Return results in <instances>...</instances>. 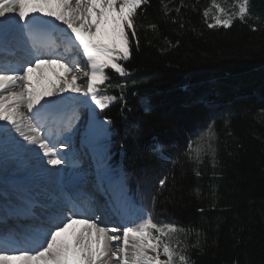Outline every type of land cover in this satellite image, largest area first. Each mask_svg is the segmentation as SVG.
I'll use <instances>...</instances> for the list:
<instances>
[{"label": "trees", "instance_id": "16d2710c", "mask_svg": "<svg viewBox=\"0 0 264 264\" xmlns=\"http://www.w3.org/2000/svg\"><path fill=\"white\" fill-rule=\"evenodd\" d=\"M163 3L167 15L162 0L138 10L139 48L132 40L121 62L130 76L106 70L113 87L101 94L118 99L96 111L110 121L105 164L121 171L140 213L191 229L189 244L201 234L193 264H264V0H250L246 21L228 29L207 27L213 0ZM213 121L219 163L206 157L197 177L188 144L193 157L207 148L198 137Z\"/></svg>", "mask_w": 264, "mask_h": 264}, {"label": "snow or ice", "instance_id": "6c2138e0", "mask_svg": "<svg viewBox=\"0 0 264 264\" xmlns=\"http://www.w3.org/2000/svg\"><path fill=\"white\" fill-rule=\"evenodd\" d=\"M149 2L0 0V41L15 28L30 44L28 58L17 68L0 67V122H3L0 135L7 138L15 132L28 144L38 146L47 157L48 165L65 163L50 138L52 129L45 133L44 121L67 102L64 93L88 97L86 103L100 110L117 101L115 95L101 94L113 87L106 85L109 79L106 70L111 69L120 77L130 76L121 62L131 58L132 40L139 48L136 17L138 10ZM249 2L236 0L234 7L237 10L227 12L213 0L217 14L207 27L228 29L236 19L245 22L250 15ZM181 6L185 5L181 2ZM162 8L167 15L169 8L163 0ZM175 11L179 13L180 7ZM209 13L210 9L203 11L206 22ZM149 27L156 29L155 24ZM180 27H184L183 23ZM53 32L59 34L64 52L57 50L61 45L45 43L41 39ZM169 46H172L171 42ZM69 51L77 58L69 59L65 55ZM83 77L87 78L86 87L78 83ZM116 87L123 89L124 85ZM52 96L59 99H46ZM228 123L226 119L225 126ZM214 125L215 121L198 137H207V148H196L195 157L192 142L188 144V158L194 161L193 171L197 177L202 175L198 166L204 164L206 157L213 169L219 163ZM166 180L167 177L159 181L161 187L165 186ZM196 192L199 195V189ZM92 211L93 214L88 215L71 197L52 205L24 233H6L0 237V264H193L189 250H203L200 233L196 234L197 242L189 244L187 236L191 229L175 223H156L150 212L122 226L107 227L102 226L101 216Z\"/></svg>", "mask_w": 264, "mask_h": 264}, {"label": "bare ground", "instance_id": "6f19581e", "mask_svg": "<svg viewBox=\"0 0 264 264\" xmlns=\"http://www.w3.org/2000/svg\"><path fill=\"white\" fill-rule=\"evenodd\" d=\"M41 37H50L55 44L61 45L57 50L64 52L62 41L57 40L58 33L53 32ZM29 48L26 37L17 29H12L7 38L0 41V67H7L9 70L17 68L26 59L24 56L28 55ZM65 55L69 59L77 58L73 51ZM80 62L83 64V61ZM86 79L83 77L78 83L86 87ZM63 95L68 98L67 102L44 121V131L47 133L49 128L52 129L53 135L50 138L65 163L59 166L48 165L42 150L36 145L28 144L15 132L7 138L0 135V237L6 233L16 235L25 232L26 229L22 227L27 223L34 225L37 218L44 215L35 205L32 206L35 200L48 207L62 203L72 186L76 187L72 195L79 205L88 202L84 194L87 187L97 193L113 194L112 212L116 213L118 218L111 217L110 220H105L102 226H122L133 220L129 217L134 214L128 217L130 209L126 207V199H122L125 195L122 181L121 186L118 185L116 174L103 170L104 168L94 163L92 158L96 148L90 147L89 143L100 141L104 137V120L101 121L96 111L94 113L93 105L86 103L88 97L70 92ZM46 99L58 100L59 97ZM2 124L3 122H0V125ZM124 197H128L127 194ZM108 203L109 199L106 207ZM102 206L104 204L99 205V210L103 212V216L111 213L107 214ZM86 213L92 215L90 212Z\"/></svg>", "mask_w": 264, "mask_h": 264}, {"label": "rangeland", "instance_id": "374dc122", "mask_svg": "<svg viewBox=\"0 0 264 264\" xmlns=\"http://www.w3.org/2000/svg\"><path fill=\"white\" fill-rule=\"evenodd\" d=\"M215 2L219 5H221L227 12H233V11H236L237 9L234 7L235 3H236V0H215ZM213 5V3H212ZM217 14L216 13V9L211 6L210 8V13H209V19L210 21L212 22V17ZM94 106V105H93ZM95 108V106H94ZM95 111H100V109H97L95 108L94 109V113ZM91 114V116H93V114ZM102 121V120H101ZM105 122V121H104ZM106 124V130L104 132V137L102 139H100V141H92L91 143H89V146L92 147V148H96V151L92 154V158H93V161L94 163H96L98 166L104 168L103 170H109L108 172H112V174H116V180H117V183L118 185L121 186L120 182H121V171L120 170H113L111 168H109L106 164H105V161H106V157H107V154H106V150H105V143L109 140V125L108 123H105ZM58 151V149H56ZM124 186V184H123ZM123 190L125 195H126V189L125 187H123ZM124 195V196H125ZM128 197L130 198L131 200V204L130 202L128 201V198L124 197V199H126V203L128 205V210L130 212V214L128 216H131L132 214H134V216H131L129 218H132L134 219L135 216H139L141 215L142 213H140L139 209L134 206L132 203L134 202L131 198V196L128 194ZM127 207V206H126ZM126 209V208H125ZM132 210V211H131Z\"/></svg>", "mask_w": 264, "mask_h": 264}]
</instances>
